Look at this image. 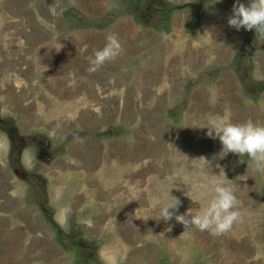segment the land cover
I'll return each mask as SVG.
<instances>
[{"label":"rangeland","instance_id":"1","mask_svg":"<svg viewBox=\"0 0 264 264\" xmlns=\"http://www.w3.org/2000/svg\"><path fill=\"white\" fill-rule=\"evenodd\" d=\"M47 1L29 0L31 10L39 20L40 4L47 5ZM107 1V8L98 7L95 11L94 20L82 17L85 20L80 22L78 18L69 17L67 22L80 23L83 27L97 24L95 28L102 30L105 37L109 25L114 23L113 28L117 21H123L126 56L122 60L118 56L109 62L107 71L102 70L105 69L103 66L100 69L104 73L102 79L90 78L88 85H78L72 95L58 83L56 70L48 68L47 73L51 74L45 76L46 68L39 54L41 48L32 50L27 45L25 30L21 32L23 35L18 32L14 18L10 19L9 9H5L0 0V51H5L4 56L0 52V132L7 133L12 143L10 152L0 154V164L11 173L13 192L17 184L23 185L26 191L25 199L20 200L22 205H37L43 219L48 222L52 213L54 216V210L47 203L46 190L51 182L46 172L58 164L66 172L73 170L77 174L72 180L75 185L69 187L78 189L74 194L78 193L81 199H76L73 206L84 203L81 195L86 192L79 191L88 192L93 185L86 184L87 170L82 166L90 167L92 162L89 158H80V154L77 156L81 148L95 161L93 171L96 174L102 172L109 191L103 188L104 191L100 192L95 187L87 196L90 208L71 206L66 226H58L62 241L58 240L51 227V246L65 252L67 264H103L99 252L105 245L116 250L120 264H264V182L261 181L264 173L249 175L250 160L247 156L228 153L221 158L219 139L207 136V127L217 116H230L232 123H255L248 110L257 108V104L263 101V95H256L253 84L264 82L261 70L253 64L255 51L264 50L263 45L254 44L258 35L252 30L248 37H241L240 44L236 42L238 46L234 47L235 53L232 52L228 66H209L210 59L203 71L191 75L186 67L174 63L170 77L171 84L175 85L167 91L169 85L166 83H170L167 78L168 82L164 77L160 78L161 60H174L182 54L173 48L177 40L182 45L191 41L195 50L208 42L205 29L198 28L201 24L197 18L202 14L196 12L188 1L184 5H177L173 0ZM204 1L205 13L213 10L210 0ZM227 2L232 9L236 0ZM240 3L247 5L245 0H240ZM174 5L182 6L178 10H184L191 17L190 29H182L180 38L177 33L182 31L175 30L170 23L176 10L166 12L169 6ZM87 12L90 11L87 9L83 13ZM187 23L185 20L184 24ZM147 29L157 32L158 39L147 34ZM95 39L99 41L98 45ZM96 46V52L105 46L99 35L79 46L81 52L70 53L64 58L66 61L69 58V61L63 64L67 67L78 64L81 73L89 71V57L95 54ZM207 48L211 57L212 48ZM23 58L28 60L23 65L24 69L16 65ZM31 65L33 68L29 69ZM154 68L159 70L155 78L150 71ZM214 68H221L220 72L210 73ZM225 70L234 72L235 79L231 84L237 89L240 87L237 97L241 104L236 103L239 109L235 111L239 115L236 118L241 120L239 122L234 121L233 105L228 97L224 98V90H214V87L222 86L219 77ZM227 82L225 80L224 84ZM205 84L211 92L214 91L209 99L207 93H198L197 86ZM99 86L101 88L98 89ZM157 86L162 90L158 89L155 94ZM205 99L206 102L209 100L206 107ZM53 130L55 136L50 135ZM45 144L46 156L41 155ZM26 148L27 153L24 151ZM29 154H36L34 170L27 167ZM201 157L211 162L210 175L206 173L204 161L199 160ZM155 165L156 174L151 173L155 177L148 181L147 172H151L149 168ZM216 165L224 170L226 179L232 181L230 186L242 201V219L231 231L213 236L194 227L186 230L175 219L167 223L159 220L160 209L152 208L151 200L153 196L166 199L170 185L175 187L171 195L182 201L177 215L190 208L198 210L205 207L206 200L197 199L198 186L214 185L217 177L211 175L220 174L218 178L223 179V173ZM141 166L146 169L142 170ZM254 174L263 177L258 179L261 185L259 192L251 184L255 181ZM32 184H37L39 191ZM137 189H142L139 199ZM185 192H189L191 199ZM256 193L258 198H255ZM65 199L68 201L69 198ZM256 202L259 205L255 206ZM134 211L139 215L138 220ZM143 242L147 243L145 248Z\"/></svg>","mask_w":264,"mask_h":264},{"label":"crops","instance_id":"2","mask_svg":"<svg viewBox=\"0 0 264 264\" xmlns=\"http://www.w3.org/2000/svg\"><path fill=\"white\" fill-rule=\"evenodd\" d=\"M173 1H176L175 4L177 5H184L186 4L185 2L188 1L187 3L190 2L192 6L194 5V9L196 8V12L202 14L200 18H197L200 19L201 24L198 26V28L201 30L205 29V39L208 42L202 43L201 47H198L197 50H195V48L192 46L191 41H187L183 45L180 40L174 42L173 48L176 49V52L180 50L182 54L176 56L174 60L170 58H163L161 60L163 64L160 63V71L162 73L160 78L164 77V81L168 82L166 80L167 78L169 80L168 83H170H166V86L169 85V89H166L167 91H170V87L172 85H175L171 84L170 77L172 75L171 68H174V63L175 65H182L186 67L191 75L193 73L198 74L203 71L205 69V66L207 65V61H209L210 59L211 61H209V66H228L230 64L229 62L232 52L234 51L235 53L234 47L238 46L237 43L240 44L242 42L241 37H248L250 34V31H246L244 29L237 31L236 29L228 26V18L232 15V9L230 6L231 4L227 2V0H210L209 5L214 8L213 10L211 9L206 13L204 0H197L196 4L195 0ZM47 2H49L47 5L40 4L39 9L40 12H42L41 15L40 13L37 14L41 18L39 20L36 17V13L34 12V10H31L29 0H2L4 8L9 9L10 19L14 18L13 22L15 25L17 24L16 26H18V32L20 31L21 33L23 30H25V33H22L27 37V45L29 47L31 46L32 50L35 47L41 48V52L39 54L41 55V63L43 62L46 68L45 76L48 77L51 74L47 73L48 68L56 70V77L59 80L58 83L63 85L65 89L67 88L69 94L72 93L73 95L75 90H77L75 88L78 85L82 87L88 85V81L90 78L102 79L104 77V73L102 70H108L109 62L104 65L105 69L100 70V68L96 72L92 73L86 70L84 73H81L80 71L82 69L78 67V64L69 67L65 66L63 63H67L69 61V58L67 61L64 60V58L68 57L70 53H76L77 51L81 52L79 46L81 47L83 44H86L87 40H89V38H91L92 36H101L106 44L107 37L109 35H115L118 38L123 49L118 57L119 60H122L123 57L126 56V51L123 48L126 44L123 31L126 28L123 27V21H117L115 23L116 26H113V28L112 25L114 23L109 25V32L104 33L106 35L104 37L102 35V30L95 28L98 27L97 24H88V26L83 27L80 23L78 24L75 22H67V20H69V17H73L74 19L78 18L80 22L85 20L82 17H85L89 21L94 20L93 18L95 15L93 14L96 10H98V7H108L107 0H49ZM245 2L246 4H248L250 0H245ZM63 9L65 10L64 13ZM87 9L90 12L83 13L87 11ZM183 12L184 10L174 11V14L171 17L170 21L175 30L179 32L182 31L181 33H177L179 38L183 35L182 29H184L185 27V29H190V14ZM204 14H206V16ZM183 15H185V18L183 17ZM120 19L122 18L120 17ZM185 20H188L187 24H184ZM145 32L149 35H153L156 40L158 39L157 32H152L149 29L145 30ZM96 40L97 39H95V41ZM262 40L263 39L257 38L255 39L254 44L257 46H264V43L262 44ZM24 41L26 42V40ZM227 41H229V43ZM232 43L233 45L231 46ZM98 44L99 41L97 40V45ZM77 45L78 49L76 48ZM207 46H211L212 48L211 57L209 56L210 53ZM97 47L98 46H96L94 53L96 52ZM186 48L189 50H186ZM45 49H47V51H45ZM170 51L171 50L168 51V54ZM0 52L2 53V56H4L3 54L5 51L2 49ZM173 52L174 50L172 51V53ZM173 55H175V53ZM252 56L254 62L253 64L261 70V73L264 76V50L255 51ZM92 57H94V55ZM2 63L4 62L2 61ZM24 63H28V60L23 58V60H20L19 63L16 62V65H20L24 69ZM162 65L165 68H163ZM30 68L32 69L33 66H29V69ZM25 69L27 70L28 67H25ZM157 69L158 68H154L150 70L154 78L159 74V70ZM229 71L231 70H225L221 74V76L219 77V84L222 86L214 87V90H218V92H220L221 89L224 90V98L226 99V97H228L229 103L233 105L232 111L235 114L234 121L239 122L241 120L239 118H236L239 115L236 114L235 111L239 109L238 107H236V103L241 104L240 99H238L237 97L240 91V87L237 85L239 87V89H237V87L232 86L231 81L232 79H235V74L233 71V73H230ZM225 80L228 81L227 84H224ZM95 83L96 82L94 81V84ZM145 86H147V84H145ZM197 87L199 88V91L197 90L198 93H207V99H209L211 94H213L214 92H211L206 84L199 85ZM99 88L101 87L99 86L98 89ZM158 89L159 91H161V86H157V91L155 92V94L158 93ZM260 95H263V101L261 102V104H257V108H253L248 111L249 114L251 113L256 124L263 125L264 118L262 116H264V112L262 111V109L264 108V92H262ZM201 102L203 105V99H201ZM207 103H209V100L208 102H206L205 99V107L207 106ZM222 110L225 111L224 107L222 108ZM79 154L80 158H89L92 162L90 164V167L82 166L83 169L87 170L84 178L86 180V184H88V186L93 185V189L97 187L100 192L104 191L103 188H105L106 191H109L105 179L103 180L102 172H98V174H96L93 171L95 161L92 160L89 152L84 153V150L79 148L77 156ZM81 154H83V156ZM141 168L142 170L146 169L142 166ZM249 168V175L252 176L253 173H256L253 172L250 166ZM78 169L79 168H77V170ZM149 169L151 172H147L149 174L147 175L148 181L149 179H154L155 176L151 173L156 174L157 166L155 165L154 168L150 167ZM65 170V168H61V166L57 164L55 167H52L51 171L46 172L48 174V177L50 178L49 182H51L49 189L47 187L46 190L47 203L48 206H51L54 210V216L52 213L51 220H53V222L60 228L61 223L58 217L59 210L63 207L71 208V206L75 204L76 199H81V197L78 196V193L74 194L75 191H78V189L69 187H73L75 185V181L72 180L74 179V176L77 175L76 172L73 173V170H69L66 172ZM260 177L263 178L262 176L258 177L257 175H255V181L253 183H251V181L249 182L251 184H254L257 192H259L261 189L260 182H258V179ZM261 181L264 182V180ZM12 182L13 179L11 178V173L5 168L3 164H0V264H67L65 259V252L60 248L55 249L51 246L50 236L53 232L51 230L52 228L49 224H47L48 222L43 219L42 212L37 208V205H22V203L20 202V200L25 199L26 188L23 185L17 184L18 187L16 191L13 192L14 186L12 185ZM68 182L70 183V185L68 184ZM143 184L145 188V180ZM57 186H63L65 188L63 197L58 202L54 199V191ZM169 188H171L172 190L175 187L170 185ZM93 189L88 192L84 190L79 191L80 193L86 192L85 195H81L83 197L82 200L84 201V203L80 205H83L84 208L91 207L89 204H87V196L91 194V191H94ZM257 196H259L258 193H256L255 198ZM65 198H69L68 201ZM80 205H74L73 207H81ZM138 205H141V203H139ZM256 205H259L258 202H256L255 206ZM138 212L143 213V211L140 210H138ZM136 213L137 212L134 211V217L138 220L139 215ZM142 245L145 248L147 243L143 242Z\"/></svg>","mask_w":264,"mask_h":264},{"label":"clouds","instance_id":"3","mask_svg":"<svg viewBox=\"0 0 264 264\" xmlns=\"http://www.w3.org/2000/svg\"><path fill=\"white\" fill-rule=\"evenodd\" d=\"M228 26L240 31L255 30L260 39H264V0H250L245 5L236 0L232 8V15L228 18ZM62 47V46H61ZM61 49V48H60ZM123 51L122 46L115 35L107 37V43L104 48L95 52L94 57H89L92 67L89 72H96L107 62L114 61ZM207 136L211 139H219L222 144L221 158L228 153L247 156L250 160V167L253 172L264 173V125H258L253 122L232 123L230 116H217L213 118L207 127ZM50 135L55 136L53 130ZM77 140L83 143V140L77 137ZM12 143L5 132H0V154H7L11 151ZM26 153L28 149L24 150ZM215 159V157H213ZM206 165V173L211 171V162L201 157ZM36 154H29L27 167L30 170L36 168ZM220 168L219 165H216ZM219 175L214 185L201 184L198 186L197 199L206 200V206L202 209H188L184 214L177 215L182 201L171 195V190L166 194V199L160 196H153L151 200L152 208L159 207V220L165 223L175 219V221L184 226L186 230L196 228L201 232L208 231L213 236H221L232 230L233 226L240 222L242 201L235 195L232 181ZM210 175V174H209ZM177 190H179L177 188ZM65 188L57 186L54 191L55 201H59L64 194ZM142 189H137V199ZM190 198L189 192L184 193ZM191 199V198H190ZM171 210V211H170ZM70 212L69 207H63L59 210L58 217L62 227L66 226L67 215ZM195 213V214H193ZM138 231V230H137ZM171 231V229H168ZM103 264H120L118 253L110 245H105L99 252Z\"/></svg>","mask_w":264,"mask_h":264},{"label":"trees","instance_id":"4","mask_svg":"<svg viewBox=\"0 0 264 264\" xmlns=\"http://www.w3.org/2000/svg\"><path fill=\"white\" fill-rule=\"evenodd\" d=\"M161 3V2H160ZM182 6H169L168 10L166 11L167 13L169 12H173L174 10H178L181 9ZM215 70H211L210 73H213L214 71L216 72H220L221 68H214ZM254 85V90L256 95H260L262 92H264V82H260L258 84H253ZM189 92V91H188ZM187 92V93H188ZM184 103V101H183ZM83 136H85L84 134H82ZM48 223L51 225V227L54 229L55 233L57 234V238L60 241V238L62 236V234L60 233V228L58 227V225H56L53 221L49 220Z\"/></svg>","mask_w":264,"mask_h":264},{"label":"flooded vegetation","instance_id":"5","mask_svg":"<svg viewBox=\"0 0 264 264\" xmlns=\"http://www.w3.org/2000/svg\"><path fill=\"white\" fill-rule=\"evenodd\" d=\"M45 147H46V144L44 145V148H42V151H43V152H41V155H44V156H46V153H44ZM32 185L35 187V189H36L37 191H39V188H38L37 184H32ZM60 241H62L61 238H60Z\"/></svg>","mask_w":264,"mask_h":264}]
</instances>
